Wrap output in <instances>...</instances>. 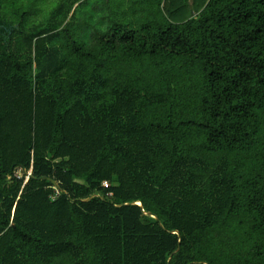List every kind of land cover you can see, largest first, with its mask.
Wrapping results in <instances>:
<instances>
[{
    "label": "trees",
    "instance_id": "obj_1",
    "mask_svg": "<svg viewBox=\"0 0 264 264\" xmlns=\"http://www.w3.org/2000/svg\"><path fill=\"white\" fill-rule=\"evenodd\" d=\"M44 1L0 0V264H264V0Z\"/></svg>",
    "mask_w": 264,
    "mask_h": 264
},
{
    "label": "rangeland",
    "instance_id": "obj_2",
    "mask_svg": "<svg viewBox=\"0 0 264 264\" xmlns=\"http://www.w3.org/2000/svg\"><path fill=\"white\" fill-rule=\"evenodd\" d=\"M32 2H39L40 0H31ZM54 1L45 0L46 6H52ZM132 0H77L74 5L76 7L80 2L83 4L80 7L79 15L84 17L86 14L91 15V21L96 25L102 16L112 13L114 18H119L122 22L137 21L142 15L143 7L138 5H131ZM41 7H44L43 5ZM44 9H46L44 7ZM41 19L43 17H40ZM29 174V171L27 172ZM21 176V173H18ZM28 175H26L27 177Z\"/></svg>",
    "mask_w": 264,
    "mask_h": 264
},
{
    "label": "built area",
    "instance_id": "obj_3",
    "mask_svg": "<svg viewBox=\"0 0 264 264\" xmlns=\"http://www.w3.org/2000/svg\"><path fill=\"white\" fill-rule=\"evenodd\" d=\"M30 174V173H29ZM27 175H28V173H27ZM104 184H106L105 182H104Z\"/></svg>",
    "mask_w": 264,
    "mask_h": 264
}]
</instances>
